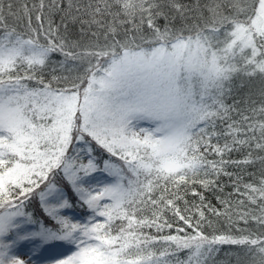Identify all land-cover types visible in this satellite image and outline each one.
I'll use <instances>...</instances> for the list:
<instances>
[{"label": "snow or ice", "instance_id": "6c2138e0", "mask_svg": "<svg viewBox=\"0 0 264 264\" xmlns=\"http://www.w3.org/2000/svg\"><path fill=\"white\" fill-rule=\"evenodd\" d=\"M62 3L0 0V264H264V0Z\"/></svg>", "mask_w": 264, "mask_h": 264}, {"label": "trees", "instance_id": "16d2710c", "mask_svg": "<svg viewBox=\"0 0 264 264\" xmlns=\"http://www.w3.org/2000/svg\"><path fill=\"white\" fill-rule=\"evenodd\" d=\"M256 88H258V87H253L252 89L255 90ZM233 158H236L235 154H234ZM258 169H259V164L255 165L254 167H249L247 169V171H256L258 173ZM229 170L235 171L236 169L230 168ZM247 171L244 173L245 178H247ZM221 181L224 183H227L228 178L227 177H221ZM228 191H231L230 187L225 188V192H228ZM189 199H191V197H189ZM209 199L212 200L213 204H216V200L211 195H209ZM36 204H38V198L33 203L32 208L29 210H35ZM69 215L80 217V211L76 210L75 212H69ZM86 219H87V217L82 218L83 221H86ZM217 227L220 228L221 230H227L228 225L223 220H221L217 224ZM225 253H228V255H225ZM182 255H183V253H182ZM238 256L240 257L241 260L244 259L243 253H240L239 249L236 246L225 245V246H222L221 251L216 255L215 260H216L217 264H237Z\"/></svg>", "mask_w": 264, "mask_h": 264}, {"label": "rangeland", "instance_id": "374dc122", "mask_svg": "<svg viewBox=\"0 0 264 264\" xmlns=\"http://www.w3.org/2000/svg\"><path fill=\"white\" fill-rule=\"evenodd\" d=\"M7 2V0H6ZM13 2L19 6L20 3L23 2V0H13ZM30 2H32L30 0ZM71 2L73 3V5H83L87 2V0H71ZM68 3H69V0H63V3H62V8H64L65 10L68 9ZM64 13H60V14H57L56 16V20H57V23H59V19H60V15H63ZM67 19H66V23L68 24V32L66 33V35H68V37L70 39H78L80 37V28H81V25L79 24V22L77 20H74L73 17L74 16H78L79 13H76L75 11V8H73L72 10L70 11H67ZM63 31V29H61ZM59 57H55L54 56V59H58ZM234 83V95H243L244 93H246L248 90H249V87L253 88V87H259L258 84L256 85H247V84H244L243 87H239L240 84H241V81L239 80H236L233 82ZM228 103H231V99H229L227 101Z\"/></svg>", "mask_w": 264, "mask_h": 264}]
</instances>
